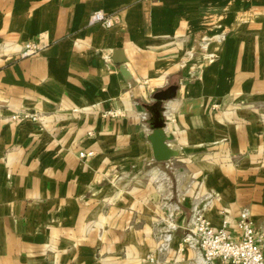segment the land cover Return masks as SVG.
I'll return each instance as SVG.
<instances>
[{
  "label": "crops",
  "instance_id": "obj_1",
  "mask_svg": "<svg viewBox=\"0 0 264 264\" xmlns=\"http://www.w3.org/2000/svg\"><path fill=\"white\" fill-rule=\"evenodd\" d=\"M171 86L177 155L156 162L147 108ZM203 204L264 239V0H0V264H194L178 246Z\"/></svg>",
  "mask_w": 264,
  "mask_h": 264
},
{
  "label": "built area",
  "instance_id": "obj_2",
  "mask_svg": "<svg viewBox=\"0 0 264 264\" xmlns=\"http://www.w3.org/2000/svg\"><path fill=\"white\" fill-rule=\"evenodd\" d=\"M119 23L117 15H106L101 11L94 12L89 17L90 25H98L105 30L114 28ZM40 52L39 47L32 42L27 43L21 50L22 57H33ZM106 116L115 117L116 112H107ZM31 119L37 122L35 115H15L12 120ZM93 153H80L79 157L92 156ZM207 204L194 206L187 222L186 231L178 249L188 248L195 252L194 264H264V239L257 235L247 213H241L236 222L237 235L230 232L228 221H222L219 228H214L205 218ZM178 208L167 213L165 224L160 235L159 253L167 251L178 230L175 217ZM152 262L151 256L147 257Z\"/></svg>",
  "mask_w": 264,
  "mask_h": 264
},
{
  "label": "water",
  "instance_id": "obj_3",
  "mask_svg": "<svg viewBox=\"0 0 264 264\" xmlns=\"http://www.w3.org/2000/svg\"><path fill=\"white\" fill-rule=\"evenodd\" d=\"M117 64L123 65L124 62ZM177 87L171 86L164 91L156 92L153 99L155 103L147 108L150 119L148 125L151 133L148 136V141L151 144L153 159L156 162H167L176 157V152L170 150L166 144V136L164 134V118L162 105L166 101L173 99L176 95Z\"/></svg>",
  "mask_w": 264,
  "mask_h": 264
},
{
  "label": "trees",
  "instance_id": "obj_4",
  "mask_svg": "<svg viewBox=\"0 0 264 264\" xmlns=\"http://www.w3.org/2000/svg\"><path fill=\"white\" fill-rule=\"evenodd\" d=\"M166 90V89H165ZM164 91V90H163ZM155 95V94H154Z\"/></svg>",
  "mask_w": 264,
  "mask_h": 264
},
{
  "label": "rangeland",
  "instance_id": "obj_5",
  "mask_svg": "<svg viewBox=\"0 0 264 264\" xmlns=\"http://www.w3.org/2000/svg\"><path fill=\"white\" fill-rule=\"evenodd\" d=\"M164 227V226H163Z\"/></svg>",
  "mask_w": 264,
  "mask_h": 264
}]
</instances>
